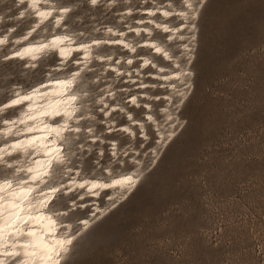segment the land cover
<instances>
[{"label":"rangeland","instance_id":"374dc122","mask_svg":"<svg viewBox=\"0 0 264 264\" xmlns=\"http://www.w3.org/2000/svg\"><path fill=\"white\" fill-rule=\"evenodd\" d=\"M55 2L72 9L66 24L82 39L103 36L109 25L134 24L143 15L140 9L152 0H98L95 6L90 0ZM19 7L14 0H0V34L11 29L8 43L0 48V102L14 85L27 87L53 68L51 54L41 57L35 68L3 60L11 38L32 21L28 14L17 15ZM198 26L191 85H186L189 92L183 103L172 107L177 122L164 147H155L156 132L146 123L145 139L138 133L130 139L115 129L103 133L102 142L96 140L86 155H80L88 174L102 173L108 162L114 170L131 169L135 159L142 161L143 173L129 196L93 220L77 238L63 264H264V0H206ZM154 35L164 37L158 31ZM168 46L179 51L176 41ZM97 50L125 54L104 42ZM139 52L148 51L138 47ZM102 64L93 58L92 72L82 73L79 80L88 93L83 100L95 115L80 124H94L97 131L102 125L96 96L109 80L115 99L125 105L128 96L140 90L122 76L113 81L112 72H103ZM150 78L149 73L142 75L144 80ZM144 90L149 95L140 98L139 92L141 103L129 108L143 118V102L149 98L155 116L162 119L159 109L167 89L148 83ZM118 118L124 121L123 114ZM110 138L127 148L124 156L111 160ZM78 139L87 142L83 129ZM76 141L77 137L70 139L73 145ZM99 147L103 152L97 159ZM71 161L75 164V157ZM5 171L0 166V174ZM62 200L66 205L67 199ZM99 203H105L103 197ZM79 208L71 211L72 216L88 214L89 207Z\"/></svg>","mask_w":264,"mask_h":264},{"label":"bare ground","instance_id":"6f19581e","mask_svg":"<svg viewBox=\"0 0 264 264\" xmlns=\"http://www.w3.org/2000/svg\"><path fill=\"white\" fill-rule=\"evenodd\" d=\"M16 5H19V9L17 10V15L22 17L26 14L30 15L32 18L31 23L29 26H27L24 31L21 34H18L16 36H13L11 38V44L8 48L7 52L3 55H10L12 52L21 49L29 42L31 43H39L41 41H50L53 36L55 35H67L72 37L73 41L75 43H69L68 41H64V46L66 47V51L75 49L77 45L81 42L83 43H90L91 40H100V45L105 41H111V40H122L125 44L129 45V47H124L123 44H113V43H107L109 45H115L121 48L125 51V54H118L117 56L114 55L113 52L109 53H101L97 49L99 46H93L88 50H80L79 52L72 51L71 56H69V60H71L72 56H79L81 60H84L85 57L89 58V65L90 61L94 58L99 61H102V70L105 72L106 70H110L112 72L113 81L118 77L122 76V78L128 80L131 82V84H138V85H146L148 83L150 84H156L162 87H165L167 89V92L164 95V103L159 109L160 114L162 115V119H157L154 111L152 110L150 99L143 100L144 105V116L143 118H138L134 111L131 110L129 107H137L139 105V92L141 93L140 98L142 95H149L144 90V87H140V90L135 91L131 93L128 97L136 96L137 97V103L133 105L130 102V99H128V105H125L118 101V99H115V104H113V101H111V97H109L107 94L109 92H114L112 87V82L110 80L105 85L104 91L96 96V102L98 103V109L101 107V101H103L104 104L108 105L110 108L115 107L117 108V111L113 112L112 115H106L103 113L101 114V125L102 128L98 129L95 127L94 124H89L85 127H82L80 124L82 120L79 121V126L81 129L84 130V133L86 134V143H83L84 146L86 145L88 147L87 152L89 151V148L94 144L93 141V133L99 136V141L102 142L104 139L102 137L103 133L109 134L113 130L117 129L120 132L124 133L125 135H128L130 139H133L137 133L142 137V139H145L147 137V128L146 123H150L155 132H156V145L155 147L159 146L160 149L164 147V145L169 141V139L173 136V129L175 126L176 119L174 118L175 112L172 111V107H176L178 104H180V99L178 96V92L184 93L185 97L189 91H185L186 87L184 85H191V77H192V70L190 67L191 60L193 58V50H194V43L195 41L188 42L189 47L191 48V51L188 52L187 49L184 48V44L186 42V38L188 37L189 33L186 29H183L181 27L182 23H187V21H182V19L176 15L186 9V4L188 2H191V0H180L177 3H175L174 0H152L151 4L145 7H142L140 9L142 16H140L137 21L132 24L130 21H127V26L124 28H118L116 26L109 25L106 27V30L103 33V36H88L87 38L78 39L77 31L70 29L67 24L62 25L61 27L54 26V19L48 18L46 20L41 21L38 16H36L35 11L36 9H39L40 11L45 10L46 8H52V9H59L61 7H69L67 4H59L56 5L55 0H38V2L34 5L32 0H14ZM126 9V8H125ZM124 9V10H125ZM127 9H131V7H127ZM148 9H151L152 11H155V15H151ZM157 9H160L157 11ZM164 10L172 11L174 14L169 17H164L162 15V12ZM1 16V15H0ZM56 16V11H53V17ZM61 16L64 17L65 15L61 13ZM138 21H143V23H138ZM125 22V21H124ZM122 23V22H121ZM37 24H39V27H37V30L40 29V32L36 35L35 33L32 34V37H29L28 41L22 40V37L24 35H27V33L30 31L31 28L36 27ZM156 25H160V27H156ZM14 26V25H13ZM168 27L171 32H165L163 31L164 27ZM11 27V26H10ZM98 27V26H97ZM138 29L139 34H135L133 31H129V29ZM108 29H111V31H108ZM147 29V31H145ZM179 29V31H177ZM36 30V31H37ZM158 31L162 36H155L154 33ZM128 32H131V35H128ZM120 33H124L123 36L120 35ZM11 34V29L8 28L4 33L0 34V40H6L7 43L9 41V36ZM183 36L185 39H180V37ZM33 37L35 39H33ZM162 37V38H161ZM145 40L149 41L150 43H154L156 47H159L162 52H167L168 56L172 57L170 60L168 57H165L161 54L156 53L151 47H143ZM16 41H20V43H16ZM176 41L178 44V52L175 53L173 49L168 46L170 42ZM6 43V44H7ZM6 44H0V48ZM131 47H135L136 51L132 52L130 50ZM138 47H143V49H146L148 52H139L137 53ZM114 48V47H112ZM105 52V51H104ZM50 53H46L45 55H48ZM113 56H116L113 60ZM138 56V63H135L134 60ZM103 58V59H102ZM128 59H131L133 63L131 65L127 64L126 61ZM150 61L149 64H144L143 61ZM17 61H20L17 59ZM187 61H190L187 62ZM23 65H25V61H21ZM179 64L182 69H184L186 72H190V75L186 77H181L179 81H177L174 78V70L175 65ZM75 68V66L73 67ZM149 68V69H148ZM147 69V70H146ZM144 70H146L145 73H149L150 79L153 80H144L142 79V75L145 74ZM163 70V71H161ZM131 73V75H128ZM106 74V73H105ZM68 76V70H57V65L53 64V68L49 69L47 73L44 75L42 79H39L35 81L34 83L30 84L27 87H23L20 84L14 85L12 87L11 94L3 101L0 102V104L7 103L9 99L12 98V93L19 89L21 94H24L25 92H30L32 87H37L39 84L44 83L48 85L47 88L41 89V94L35 96L31 102V115L34 117H37L35 120H27L26 124H21L17 122L12 127V134H7V127L2 123L3 119L9 118L6 117L3 113H0L2 116L0 118V156L3 157V160L8 161L10 164H12V168H6L3 161L0 160V166H2L6 171L2 174H0V179L4 178H12L13 179V188L15 189L17 187V181L20 180H27L29 177V173L27 171H15V169H27L29 167H36V161H42L44 159V156L39 151H33L29 150L27 153L25 152H14L12 157H9L6 153L12 151L8 146L13 144L16 140H23L30 136H36V137H45L48 136L47 132L40 131L45 127V125H48L49 128H51L54 125L55 121H60L63 123V120L61 117L57 116L55 118L50 116H41L40 113L42 112H51L57 108L61 109V111H70L73 106H69L67 109L64 108V104L66 102V96L64 95L65 89L61 86H58L54 83L55 80H63ZM166 76H173V79H166ZM144 77V76H143ZM81 78L78 77L76 81V85L72 88V92L76 94L78 97H80V103H82L84 93L86 92V89H82L79 86V80ZM117 80V79H116ZM81 81V80H80ZM112 81V80H111ZM137 81V82H135ZM135 84V85H136ZM175 85V87H173ZM31 86V87H30ZM190 89V87H189ZM10 93V92H9ZM147 98V97H146ZM174 98H177L175 103H173ZM144 99V98H143ZM155 100V99H154ZM141 103V102H140ZM87 103L82 104V111L84 113V116L86 118H93L95 117L94 114L90 111V107ZM148 106V107H145ZM97 107V106H96ZM11 110V119L18 120V119H24V113L29 111V102H25L24 105L17 106L14 109H8ZM124 115V121L121 122V120L118 118V115ZM80 113H77V116H79ZM152 116V120H148L147 117ZM178 119V118H177ZM134 121H137L138 123H134ZM175 122V123H174ZM72 126H75L74 124ZM27 127H32L36 129V131L32 133H28L25 131ZM87 128H91L93 130V133H88L86 131ZM108 128L113 129L112 131H108ZM123 129H128V131H124ZM137 132H136V130ZM76 136L75 135H68L67 140L70 143V139ZM97 142V141H96ZM109 155L111 157V160H114L117 158L119 154H122L124 156L126 154V147L118 146V140L116 138H110L109 139ZM108 146V147H109ZM154 147V148H155ZM156 147V148H157ZM154 154L156 153L155 149H152ZM102 148L99 147L97 150V156L100 159L102 155ZM158 152V151H157ZM135 153V152H134ZM136 153L132 158L135 159ZM13 157H15L13 159ZM68 159H72V155L68 154ZM134 165L131 169H123V168H117L116 170L111 168L110 163L106 164L103 168L112 170L113 175L115 173H123L126 175H132L135 179V183L131 188H128L127 190L123 188H117V189H111V188H97V189H91V183L94 181L96 183H105L108 182V176L109 173L107 171H103L102 173H93L90 172L85 173L82 167V163H79L78 170L73 169L74 172L77 174H71L66 171L65 168H58L59 171L56 173L57 168L53 169V180H59L60 183H65L69 185L72 188H75V191H62L57 194L56 200H54L51 204H49L48 208L41 209L39 207V204L37 203L41 197L39 196V189L44 188V185L37 184L34 182L29 181V184L27 187H31L33 189H36L33 191L30 196L28 197L29 200L32 201V203L35 205V207L31 211V215L36 217H41L40 220H32L29 221L28 224H26L23 228V231L27 233L28 229L31 228L37 233L44 232L46 235L44 236V240L51 241L52 239H70L71 243L66 246V250L63 252V254L60 256V264H63V262L66 260V258L71 253L74 244L77 240V238L91 225L92 221L101 217L104 215L111 207L118 204L121 200L125 199L129 194L135 189L137 186L143 170L141 169L142 161L140 159H135L133 162ZM99 165V164H98ZM71 181H76V184L82 183L84 181H89V184L86 185L85 188H77L76 185L71 184ZM75 195L71 197L72 195ZM5 196L8 195V193H4ZM104 198L105 203L100 204L99 200L101 198ZM63 198L67 199L66 205L63 204ZM75 201L76 205H78L81 209H85L86 207H89V212L86 215L74 217L71 214V211L73 209H77V207L72 206V202ZM27 203V201L25 202ZM79 208V209H80ZM67 212V215H63V213ZM50 215L52 218L56 221V223L49 228L48 221H44L42 219L43 216ZM84 221H87V223H83ZM74 225H78V229L74 228ZM7 243L11 244L13 242L12 238H6ZM35 240L33 237H29L27 235H24L19 238V243L23 244L28 241ZM39 243V241H35ZM38 264H42V262L38 261Z\"/></svg>","mask_w":264,"mask_h":264},{"label":"snow or ice","instance_id":"6c2138e0","mask_svg":"<svg viewBox=\"0 0 264 264\" xmlns=\"http://www.w3.org/2000/svg\"><path fill=\"white\" fill-rule=\"evenodd\" d=\"M35 5L38 0H32ZM115 2V0H113ZM91 5H97L98 0H90ZM206 0H191L186 4V9L176 15H178L182 21H187V23H182L181 27L186 29L189 33L186 38V42L183 45L188 52L191 51L189 47V43L191 41H195L197 39V34L199 32V19L201 16V12L205 6ZM160 9H157L159 11ZM53 11H56V16L53 17ZM72 9L70 7H61L58 10L52 8H46L43 11L36 9L35 14L40 18L41 21L46 20L48 18L54 19V26L61 27L66 24L67 21L61 16V13L65 16L70 13ZM151 15H155V11L148 9ZM131 15V9L128 12ZM174 13L169 10H164L162 15L164 17H169ZM138 23H143V21H138ZM36 27L30 29L27 35L22 37V40L28 41L29 37H32V34L36 32ZM156 27H160V25H156ZM111 31V29H108ZM129 31L135 32V34H139L138 29H129ZM147 31V29H145ZM163 31L171 32L168 27H164ZM179 31V29H177ZM121 36L124 33H120ZM33 39H35L33 37ZM180 39H185L183 36ZM64 41H68L69 43H75L72 37L67 35H55L52 37L50 41H41L39 43H31L29 42L24 47L19 50L12 52L10 55H4L3 60L5 62L12 60H20L25 61V67L35 68L37 67V63L40 61L42 55L46 53L51 54L50 62L52 64L57 65V70H68V76L63 80H55L54 83L58 86H61L65 89L64 95L66 96V102L64 104V108L67 109L69 106H73L70 111H61V109L57 108L51 112H42L41 116H50V117H61L63 123L60 121L54 120V125L49 128L48 125H45L43 129L40 131L47 132L48 136L45 137H36L30 136L23 140H16L13 144L8 147L12 150L6 153L9 157H12L14 152H25L27 153L30 149L33 151H39L44 156L42 161H36V167H29L25 169H15V171H27L29 173V177L27 180L17 181V187L13 188V179L12 178H4L0 179V264H38L42 262V264H60V256L66 250V246L71 243L70 239H52L50 242L44 240V236L46 233L40 232L37 233L33 229L29 228L27 233L23 231V228L29 221L32 220H40L39 216H32L31 211L35 207L31 200L28 199L30 194L35 191L31 187H27L29 181L42 184L44 188L39 189V196L41 199L37 202L41 209L48 208L49 204H51L57 198V194L62 191H75V188L70 187L65 183H60L59 180H53V169L54 168H65L68 173L77 174L73 171V169L78 170L79 163L83 161L80 160V155H86L87 150L84 147V144L79 141V134L82 129L79 126L80 120H86L87 118L84 116L82 111V104L87 103L88 100L85 99L82 103H80V97L72 92V88L76 85L77 78L81 76L83 73L87 75L92 72V69L89 67V58L85 57L84 60H81L79 56H72L71 60H69V56H71L72 51L79 52L80 50H88L93 46H99L100 40H91L90 43H79L75 49H71L66 51V47L64 46ZM6 40H0V44H6ZM16 43H20V41H16ZM105 43H113V44H123L124 47H129V45L125 44L122 40H111L105 41ZM143 47H151L156 53L161 54L165 57H168L170 60L172 57L168 56L167 52H162L159 47H156L154 43H150L145 40ZM130 50L132 52L136 51L135 47H131ZM103 59V58H102ZM190 63V61H187ZM127 64L131 65L133 61L128 59L126 61ZM144 64L151 63L150 61H143ZM75 66L73 68L72 66ZM163 71V70H161ZM94 75V73H93ZM128 75H131L129 73ZM190 75V72H186L184 69L180 67L179 64L175 65L174 70V78L179 81L181 77H186ZM166 79H173V76H166ZM139 87H145V85H138ZM186 87V85H184ZM31 87V86H30ZM48 85L41 83L37 87H32L30 92H25L21 94L20 90L17 89L12 93V98L7 101V103L0 104V113H3L6 117L3 119L2 123L7 127V134H12V127L17 123L26 124L27 120H35L37 117L32 116L31 113V102L33 98L39 94H41V89L47 88ZM175 87V85H173ZM103 95V93H102ZM109 97L113 99V104H115L114 93L109 92L107 94ZM85 97H88V93H84ZM178 96L180 102L183 103L185 99V95L182 92H178ZM130 102L135 105L137 103V97L131 96ZM25 102H29V111L25 112L24 119L13 120L11 119V113L8 112V109H14L17 106L24 105ZM93 102L95 100L93 99ZM148 107V106H145ZM99 112L112 115L113 112L117 111V108H110L108 105L104 104L101 101V107L98 109ZM77 113H80L77 116ZM148 120H152V116L147 117ZM134 123H138L134 121ZM75 126H72V125ZM113 129L108 128V131H112ZM124 131H128V129H123ZM26 132L32 133L36 131V129L32 127H27L25 129ZM86 131L88 133H93L91 128H87ZM68 135H75L77 137V141L75 144L69 143L67 140ZM99 136L93 133V141L98 140ZM3 151V150H0ZM71 154L75 157L76 163L73 164L71 160L68 159V154ZM15 157H13L14 159ZM0 160L3 161L6 168H12V164L8 161L3 160V157L0 156ZM119 166V164H118ZM103 171H107L109 173L108 182L105 183H91V189L97 188H123L127 190L131 188L133 184L136 182L132 175H126L123 173H115L113 175L112 170L104 169ZM71 184L76 185L77 188H85L86 185L89 184V181H84L82 183L76 184V181H71ZM8 193L7 196L4 193ZM27 201V203H25ZM73 207H78L75 201L72 202ZM63 215H67V212L63 213ZM42 219L44 221H48L49 228H51L56 221L50 215L43 216ZM83 223H87L84 221ZM27 235L29 237L35 238V240L25 242L23 244L19 243V238ZM6 238H12L13 242L11 244L7 243ZM39 241V243L35 242Z\"/></svg>","mask_w":264,"mask_h":264},{"label":"water","instance_id":"95a60500","mask_svg":"<svg viewBox=\"0 0 264 264\" xmlns=\"http://www.w3.org/2000/svg\"><path fill=\"white\" fill-rule=\"evenodd\" d=\"M1 117V116H0Z\"/></svg>","mask_w":264,"mask_h":264}]
</instances>
